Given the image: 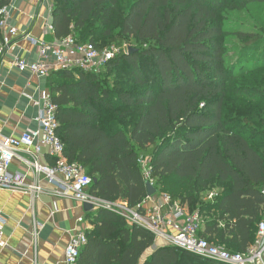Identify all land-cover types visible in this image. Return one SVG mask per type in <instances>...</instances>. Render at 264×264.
<instances>
[{"label": "trees", "instance_id": "obj_1", "mask_svg": "<svg viewBox=\"0 0 264 264\" xmlns=\"http://www.w3.org/2000/svg\"><path fill=\"white\" fill-rule=\"evenodd\" d=\"M52 2L55 42L120 49L97 73L71 67L46 80L56 136L67 162L91 178L89 194L139 207L148 199L139 160L147 159L153 196L197 212L200 237L244 253L264 219V30L229 34L222 12L264 0H131L125 9L120 0ZM239 101L250 103L247 113ZM85 219L92 228L76 264H221L156 247L151 232L108 210Z\"/></svg>", "mask_w": 264, "mask_h": 264}, {"label": "built area", "instance_id": "obj_2", "mask_svg": "<svg viewBox=\"0 0 264 264\" xmlns=\"http://www.w3.org/2000/svg\"><path fill=\"white\" fill-rule=\"evenodd\" d=\"M9 14L8 6L0 10V29L5 26ZM9 34L16 36L15 30ZM38 49L39 59L36 62H27L22 59H13L12 67L19 72H28L35 78L47 79L51 71L78 67L84 71L99 72L104 64L111 61L120 49L111 46L97 50L92 44H78L72 37H66L53 44L43 40H32ZM8 42L0 40V50ZM126 48V47H124ZM73 54L75 58L68 57ZM52 56L54 61L48 62ZM30 100L31 97H27ZM39 113L36 117L38 128L25 130L18 136H3L0 134V190L9 192L40 193L42 189L35 184L25 183L24 177L13 175L9 168L16 157V153L23 151L29 160L24 164L33 175L56 188V194L71 197L73 200L90 204L93 210L104 209L123 217L130 225H136L151 232L155 242L165 243L169 246L183 250L203 260L221 264H264V219L257 226L256 239L244 253H230L224 247L214 245L199 236L203 221L197 212L188 213L177 203H173L167 195L158 194L148 197L139 207L129 208L122 203H109L101 201L89 194L92 183L81 166L68 163L64 157V148L56 136V108L51 103L49 94L42 92L39 98ZM44 151L55 163L47 165L43 162ZM145 181L153 186L150 179L147 159H140ZM211 193L208 199L215 197ZM264 197V190L262 191ZM149 204V205H147ZM79 222H83L80 219ZM3 218L0 217V243L2 241ZM84 231L72 233L64 251V264H76L80 251L86 244Z\"/></svg>", "mask_w": 264, "mask_h": 264}, {"label": "crops", "instance_id": "obj_3", "mask_svg": "<svg viewBox=\"0 0 264 264\" xmlns=\"http://www.w3.org/2000/svg\"><path fill=\"white\" fill-rule=\"evenodd\" d=\"M52 0H10L0 40L8 42L0 50V134L18 136L38 128L39 98L48 94L46 80L12 67L13 59L36 62L38 49L32 40L53 44ZM15 30L16 36L9 34ZM71 59L75 58L69 54ZM54 58L50 55L48 62ZM27 97H31L30 100ZM43 162L53 159L44 151ZM29 160L23 151L16 153L9 172L24 177L25 183L38 185L42 192H9L0 190V217L3 237L0 264H64V251L72 233L88 230L84 204L56 194V188L33 177L24 164ZM149 205V204H147ZM83 219V222H79Z\"/></svg>", "mask_w": 264, "mask_h": 264}, {"label": "rangeland", "instance_id": "obj_4", "mask_svg": "<svg viewBox=\"0 0 264 264\" xmlns=\"http://www.w3.org/2000/svg\"><path fill=\"white\" fill-rule=\"evenodd\" d=\"M131 0H120V5L123 9L127 8ZM264 6H252L250 5L244 10L240 11H233V10H223L222 16H223V26L225 31H227L229 34H232V32H235L236 30H252L253 27L262 28L264 30ZM232 38L226 37L224 38V46L226 47L227 51L231 53V50L233 49V42L231 40ZM235 107L238 109H241L242 107L246 111V113L249 111V107L251 106L249 102L245 101H239L237 103H234ZM158 196H155L153 200H157ZM156 247L161 246H168L165 243L161 242H155ZM151 251V250H150ZM148 251L145 256L143 257V260L147 257V255L150 253Z\"/></svg>", "mask_w": 264, "mask_h": 264}, {"label": "water", "instance_id": "obj_5", "mask_svg": "<svg viewBox=\"0 0 264 264\" xmlns=\"http://www.w3.org/2000/svg\"><path fill=\"white\" fill-rule=\"evenodd\" d=\"M146 188H147V196L148 197H152L155 194V192H156L155 188L152 185H150L149 183L146 184ZM83 207H84V211L85 212H88V211L92 210V206L90 204H84Z\"/></svg>", "mask_w": 264, "mask_h": 264}]
</instances>
